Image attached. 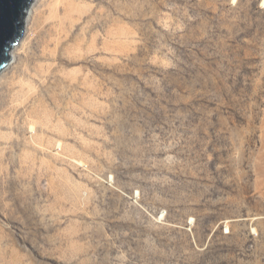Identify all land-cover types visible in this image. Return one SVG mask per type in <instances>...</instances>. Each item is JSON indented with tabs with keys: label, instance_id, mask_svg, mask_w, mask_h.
<instances>
[{
	"label": "rangeland",
	"instance_id": "rangeland-1",
	"mask_svg": "<svg viewBox=\"0 0 264 264\" xmlns=\"http://www.w3.org/2000/svg\"><path fill=\"white\" fill-rule=\"evenodd\" d=\"M28 23L0 264H264V0H36Z\"/></svg>",
	"mask_w": 264,
	"mask_h": 264
},
{
	"label": "water",
	"instance_id": "water-1",
	"mask_svg": "<svg viewBox=\"0 0 264 264\" xmlns=\"http://www.w3.org/2000/svg\"><path fill=\"white\" fill-rule=\"evenodd\" d=\"M32 0H0V69L10 60L9 49L23 31L24 16Z\"/></svg>",
	"mask_w": 264,
	"mask_h": 264
},
{
	"label": "bare ground",
	"instance_id": "bare-ground-1",
	"mask_svg": "<svg viewBox=\"0 0 264 264\" xmlns=\"http://www.w3.org/2000/svg\"><path fill=\"white\" fill-rule=\"evenodd\" d=\"M36 0H33L32 6H30V9L28 8L25 16H24V22H23V31L22 34L20 36V38L18 39L17 43L14 44L8 51V55L10 56V60L12 59L13 61L10 63L12 64L14 62V59L16 58V53L22 48V46L26 43L27 39H28V30H30V24L28 23V20L30 18L31 12H32V8H33V4ZM10 60L8 61V63L10 62ZM8 63L6 64V66L8 65ZM9 64V66H10ZM6 66L3 67L2 69H0V75L4 73V71L6 70ZM7 66V68L9 67ZM37 122L36 121H32L31 125H30V130L33 134H35L37 132ZM62 141L59 140L57 142V146L58 148L62 147ZM46 162H49V159L45 160Z\"/></svg>",
	"mask_w": 264,
	"mask_h": 264
},
{
	"label": "built area",
	"instance_id": "built-area-1",
	"mask_svg": "<svg viewBox=\"0 0 264 264\" xmlns=\"http://www.w3.org/2000/svg\"><path fill=\"white\" fill-rule=\"evenodd\" d=\"M135 198H137L138 197V195L137 194H135ZM164 215V212H162L161 214H160V216L162 217ZM193 224H194V220L193 219H188L187 220V226H186V228L188 229V230H190L191 229V227L193 226ZM221 230H222V232L224 233V234H227V233H229V226H228V224H223L222 226H221ZM252 232H253V230H252Z\"/></svg>",
	"mask_w": 264,
	"mask_h": 264
}]
</instances>
